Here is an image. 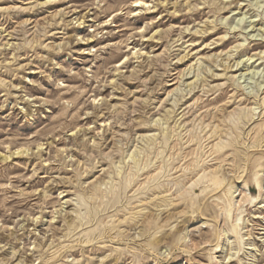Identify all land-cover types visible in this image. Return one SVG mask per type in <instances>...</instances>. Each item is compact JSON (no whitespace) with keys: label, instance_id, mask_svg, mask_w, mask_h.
Returning <instances> with one entry per match:
<instances>
[{"label":"rangeland","instance_id":"1","mask_svg":"<svg viewBox=\"0 0 264 264\" xmlns=\"http://www.w3.org/2000/svg\"><path fill=\"white\" fill-rule=\"evenodd\" d=\"M133 1L0 0V264H264V0Z\"/></svg>","mask_w":264,"mask_h":264},{"label":"bare ground","instance_id":"2","mask_svg":"<svg viewBox=\"0 0 264 264\" xmlns=\"http://www.w3.org/2000/svg\"><path fill=\"white\" fill-rule=\"evenodd\" d=\"M134 3H133V5H132V7H134V10H133V16H140V9H142V8H145V7H150V2L148 1V0H135V1H133ZM115 16H117V14L115 15ZM262 54V53H261ZM213 55H215V54H213ZM231 55H229V57H230ZM216 58V57H215ZM253 60V59H252ZM241 62V61H240ZM253 62V61H252ZM235 64V63H234ZM199 65V64H198ZM248 64H246V63H244L243 64V66H247ZM236 66H238V63L236 64ZM203 67H205L204 65H203V63H201L196 69H194V68H188L187 69V72L186 73H184L183 74V76H182V78L183 77H186V76H191L190 74L191 73H195V72H200L202 69H203ZM208 68V67H207ZM235 68H237V67H235ZM205 72V71H204ZM256 74H254V75H252V78L255 76ZM129 76V75H128ZM181 78V77H180ZM179 78V79H180ZM184 79V78H183ZM185 83V82H184ZM16 88V87H15ZM115 105V104H114ZM257 109V108H256ZM256 111V110H255ZM29 150L30 149H27V148H18V149H16V150H14V152H10L9 154H7V155H5V156H3L2 158H3V160L5 161V160H8L9 158H11L12 156H14V155H23V154H25V153H28L29 152ZM218 179V178H217ZM222 180V179H221ZM219 183V182H218ZM74 218V217H73ZM122 240V239H121ZM14 258H16V257H14Z\"/></svg>","mask_w":264,"mask_h":264}]
</instances>
